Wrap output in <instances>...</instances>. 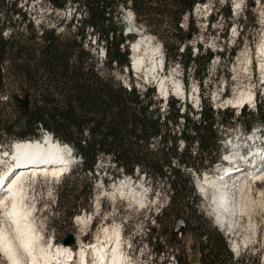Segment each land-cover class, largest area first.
I'll use <instances>...</instances> for the list:
<instances>
[{"label":"trees","instance_id":"obj_1","mask_svg":"<svg viewBox=\"0 0 264 264\" xmlns=\"http://www.w3.org/2000/svg\"><path fill=\"white\" fill-rule=\"evenodd\" d=\"M22 1L0 0V145L39 140L48 132L72 149L78 161L57 192V214L72 216L90 208L96 163L98 158H106L115 168L110 174L113 180L121 175L137 179L135 174H143L153 192L159 181H166L168 200L155 215V223L162 225L163 220L168 225H164L166 233L173 234L174 224L183 220L182 233L189 231L198 242L197 264H244L243 259L233 256L222 230L200 211L191 174L201 178L219 161L223 137L216 126L240 122L244 114L235 117L230 110L214 111L204 103L199 119L194 120L188 115L190 108L180 113L182 104L171 99L164 115L151 109L150 99L145 101L133 87L127 91L106 73L129 69L125 42L136 40L123 36L120 8L129 9L135 23L153 34V27L158 32L165 25L187 36L196 30L192 21L183 30V17L190 19L194 6L206 0H45L54 9L71 4L84 8L85 15L80 20L70 19L63 32L27 18L19 6ZM230 17L229 9L225 18ZM87 29L97 35L98 43H104L101 63L87 48ZM158 38L165 63L184 57L183 71L187 74L193 69L192 77L201 85L214 54L202 51L201 46L193 54L177 36L159 33ZM153 93L151 88L147 95ZM224 114L226 118L219 119ZM249 115L252 120L245 126L246 132L254 124L264 126V105ZM179 119L182 128L175 132ZM153 240L149 244L159 257L166 252L165 247L157 246V238ZM174 258L176 264H188L183 254ZM0 264H4L1 259ZM251 264L259 263L254 259Z\"/></svg>","mask_w":264,"mask_h":264},{"label":"rangeland","instance_id":"obj_2","mask_svg":"<svg viewBox=\"0 0 264 264\" xmlns=\"http://www.w3.org/2000/svg\"><path fill=\"white\" fill-rule=\"evenodd\" d=\"M19 6L26 12L27 18L43 26L57 27L58 32H63L62 27L70 19L80 20L84 15L83 7H76L71 4L67 5L65 9H54L45 0H23ZM229 9L231 17L226 19L225 15ZM120 10L122 17L119 26L123 28L124 37L128 39L127 30L128 32H134L136 28L143 37H150L154 45H160L164 59L163 70H161L162 76L166 78L174 74L172 75L174 80L186 92V98L183 99L184 103L180 113H182V110L188 112V108H190L189 117L198 120L201 106L205 103L209 104L214 111L224 113L226 110H230L235 117L244 114L240 122L233 120L231 124L226 126L220 124L216 126L218 135L223 137L220 161L223 155H225V158L236 156L235 160H238L240 156L245 157L249 154L247 146H249L250 137L255 138L258 132L264 134V126L257 124H254L248 133L245 130V126L252 120L249 114H256L258 106L264 105V84H262L263 81L257 73L255 59L256 46L264 34V0H206L204 3H197L191 12L190 19L188 16H184L180 23V26L185 30L186 23L193 22L196 31L187 36H182L170 26L166 27L165 25L158 32L153 27L156 30V34H153L143 26H138L135 23V17L129 9L120 8ZM125 14H128V16ZM129 19L132 22L130 24ZM74 24L76 23L74 22ZM131 24L134 25V30L131 29ZM159 33L160 35H173L182 38L186 46L191 48L193 54L196 53L199 46H201L202 51H210L214 54L206 67L205 73L207 76L201 85L198 84L196 78L192 77L193 69H188L187 74L183 71L184 57L169 65L165 63V52L161 40L158 38ZM85 34L86 40L90 44L87 48L101 63L104 58H100L99 54L101 50L105 51L104 43H98L97 35L93 34L90 29H87ZM133 36L134 39L137 38V35ZM132 41H130V45ZM234 50L235 53L231 57L229 52L231 53ZM244 52L250 54L251 61L247 67H238V58ZM106 73L121 86L129 85L130 88L133 87L145 96V101L148 99L152 101V110L158 109L159 113L166 115L168 105H165L160 98L156 83L148 82L143 74L135 73L130 67L129 69L106 71ZM185 82L188 84L186 85ZM241 87H247V91L250 88L251 101L247 102L246 105L243 104L240 108L228 107L225 101L234 96L233 93ZM151 88L154 89V93L150 96L147 94H149ZM168 88L170 92L173 91V85L168 86ZM223 89L224 94L222 93ZM192 93L195 94L193 97L195 100L191 99ZM216 95H218V103L215 101ZM171 99L177 100L174 96H168L167 101L170 102ZM2 100L7 102L4 97ZM179 104L181 103L179 102ZM222 118L225 119L226 114L220 116L219 119ZM181 124L182 119H179V125L174 129L175 132L181 130ZM249 134H251L250 137ZM16 143L0 145V153L7 149L8 152L11 151L12 146H15ZM58 143L66 145L59 141ZM154 144L156 145L157 142H154ZM178 146L182 148L181 140H178ZM253 154L255 152L251 153V155ZM72 157H74L73 154ZM247 157L249 156L247 155ZM76 161L77 159H75ZM74 164H72L70 171ZM12 166V163L10 165L9 162L0 164V178L4 173L11 170ZM217 167L216 170L205 171L206 174H212L217 170L223 171L222 167ZM262 169L264 170V166H262ZM263 170L254 176L246 174L237 179V189L233 194L235 199L239 200L243 213L241 212L240 216L238 215L236 218L230 217L232 221L229 218V226L225 224L222 227L211 214L208 201L198 193L195 180L196 173H191L194 177V190L201 201L199 204L200 211L212 221L213 225L222 230L228 238L233 256L240 260L243 259L244 264H251L254 259L259 264H264ZM111 172H115L112 162L106 158H98L96 172L94 173L96 180L93 184V195L91 201H89L90 208L81 209L79 213L72 216L57 214L56 212V195L60 190V186L64 184L68 173L57 176H28V178L23 179L22 193L24 197L22 207L23 212L27 215L25 221L32 226L35 237L38 238L42 249L48 253L51 251L54 255H56L55 251L57 249L73 251L75 258L71 264H79L78 253L80 250H85L88 264H94V251L105 244L102 231L108 226L113 227L121 234L120 250L124 264H176L174 255L182 256V254L187 258L188 264H197L199 259L198 242L189 231L176 235L172 232L168 234L165 228V226L168 228L167 223L165 224L163 220H161L162 225L155 223V215L162 206L166 205L168 200L169 192L166 181H159L153 192L151 183L145 180L143 174H135L134 176H138L137 179L121 175L118 179L113 180L111 179ZM256 175L259 181H255L254 177ZM230 177L231 175L229 179ZM122 182L126 186L123 190L119 189ZM4 201L5 206L0 205V230L4 231L6 236L13 240V245L17 248L20 244L9 214L14 202L11 199H5ZM78 218L82 220L79 221ZM53 222H56L55 226ZM174 225L176 226V223ZM13 235H15V239ZM69 236L73 238L74 243L65 245L64 241ZM154 238H157V246H164L166 250L159 257H155L149 244L150 240L151 242L154 241ZM234 247L235 251H233ZM38 251L40 249H37ZM17 254L20 256L17 264H32L25 252L21 253L20 250ZM0 259L4 264H12L10 258L1 249Z\"/></svg>","mask_w":264,"mask_h":264},{"label":"bare ground","instance_id":"obj_3","mask_svg":"<svg viewBox=\"0 0 264 264\" xmlns=\"http://www.w3.org/2000/svg\"><path fill=\"white\" fill-rule=\"evenodd\" d=\"M130 23H132L131 20L129 21V24ZM130 26L131 29L134 30V25L131 24ZM134 32L132 33L137 35V38L131 44V70L137 74H143L148 82L151 81L153 83H156L161 99L166 98L167 96H174L179 99L186 98L183 88H181L178 85L177 81L174 80L172 76L174 74H171L166 78L162 76L161 70L163 66L161 59L162 51L160 45H154L150 37H143L140 31H138L136 28ZM102 58H104V52H102ZM255 59L257 62V73L259 74L260 79L263 81L262 84H264V34L256 46ZM250 61V54L248 52H244L239 56L237 65L238 67H247ZM172 81L173 83H171ZM169 84L173 85L172 92L169 91ZM249 90L247 91V87H241L237 89V91L233 93L234 96L228 98L225 101L226 105L233 108H240L243 104L246 105V103H249L252 98ZM194 96L195 94L192 93V100H195L193 98ZM217 96L218 95L215 96V101L218 103ZM254 140L255 138H252L251 136L249 144ZM16 142H14L16 144L15 146H12L11 151H7L9 159L2 157L0 159V164L9 162L10 165L11 163L13 165V161H16V164H23L20 167L21 169L18 168L16 171H21L22 175L18 176L6 188H4L6 185V182L4 181L9 172L13 170V166L11 167V170L4 173V175L0 178V191L3 192L2 196L0 197L3 199H0V205L2 207L5 206V199L13 200L14 205L9 214L16 229V236L21 247L19 246L16 248L13 245V240L9 236H6L4 231L0 230V249L7 257L10 258L12 264H17L19 262L20 256L17 253L20 250L21 253H26L32 264H70L67 263V255L69 250L57 249L55 251L56 255H54L51 251L48 253L42 249L39 244L38 238L35 237L32 226L29 225L27 221H25L27 215L25 212H23L22 207L24 197L22 193L23 179L28 178V176L39 177L43 175H60L72 158V155L71 158L69 157L70 148L68 146L60 145L57 141H54V139L51 140V136L47 133L44 134L39 140ZM254 152L255 154L251 155V157L258 158L261 155V152L259 153V151H257L256 149L252 153ZM235 158L236 156L225 158L228 164L226 163L227 168L226 166H221L223 168V171L217 170L212 174L203 173L200 179L198 177L196 178L198 193L208 201V205L211 209V214L216 218V221L221 227L225 224L229 226L230 221H232L230 217L233 216L236 218L242 212L240 204L238 202L239 200L237 201L234 197V194H229L228 188H224L223 186L224 182L232 181L231 179H229L232 171L229 170L228 167L232 166L234 162L242 161V159H244V156H240L238 160H235ZM217 168H220V166H218ZM14 172L15 170L13 171V173ZM257 173L258 172H252L251 175L254 176ZM257 177V175L256 177H254L255 181H259ZM122 183H120L119 186V189L121 190L126 188L125 183ZM78 220L81 221L82 219L78 218ZM102 235L104 236L105 244L95 249L94 264H124L123 256L120 250L121 234L119 233V231L115 230L113 227L107 226L103 229ZM13 236L15 239V235ZM111 247L112 249H110ZM37 249H40V251L37 252ZM233 251H235V247ZM78 255L79 264H88L87 258L85 257V250H80Z\"/></svg>","mask_w":264,"mask_h":264},{"label":"water","instance_id":"obj_4","mask_svg":"<svg viewBox=\"0 0 264 264\" xmlns=\"http://www.w3.org/2000/svg\"><path fill=\"white\" fill-rule=\"evenodd\" d=\"M19 102H22L23 105H26V103L23 102V101H19ZM183 228H184L183 220L177 221L176 226H175V228L173 230V234L174 235L179 234ZM73 243H74V240H73V238L71 236H69L68 239L64 241L65 245H71Z\"/></svg>","mask_w":264,"mask_h":264},{"label":"built area","instance_id":"obj_5","mask_svg":"<svg viewBox=\"0 0 264 264\" xmlns=\"http://www.w3.org/2000/svg\"><path fill=\"white\" fill-rule=\"evenodd\" d=\"M84 15H85V13H84ZM83 15V16H84ZM76 23V22H75ZM102 52H104V50H101L100 51V54H99V56H100V58H102ZM124 87L126 88V90L127 91H130V86L129 85H124ZM164 101V100H163ZM164 103H165V105H167V103L164 101Z\"/></svg>","mask_w":264,"mask_h":264}]
</instances>
